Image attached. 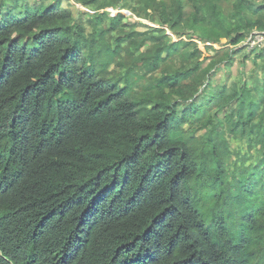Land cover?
<instances>
[{"label": "trees", "instance_id": "1", "mask_svg": "<svg viewBox=\"0 0 264 264\" xmlns=\"http://www.w3.org/2000/svg\"><path fill=\"white\" fill-rule=\"evenodd\" d=\"M69 1L0 0V264H264V0Z\"/></svg>", "mask_w": 264, "mask_h": 264}, {"label": "rangeland", "instance_id": "2", "mask_svg": "<svg viewBox=\"0 0 264 264\" xmlns=\"http://www.w3.org/2000/svg\"><path fill=\"white\" fill-rule=\"evenodd\" d=\"M29 3H34L35 1H39V0H28ZM69 6L72 7L70 8V10L73 12V15L75 18H79V21H82V24L84 23L86 25V20L89 18L88 15H91V11H89L88 9L84 8L83 6L75 3L74 0H70L68 2ZM67 5V1L63 2V6ZM72 5V6H71ZM81 12V13H78ZM90 12V13H88ZM117 14V12H113V15L115 16ZM82 15V16H81ZM81 17V18H80ZM85 21V22H84ZM128 21L131 22V20L127 19L126 23H128ZM135 22V21H134ZM143 24H147L150 25L148 22H142ZM138 31H143V29L141 27L137 28ZM85 31L87 33L90 32L89 28H87L85 26ZM256 33V32H255ZM257 34V33H256ZM253 51V52H250ZM261 53L262 54V58L256 60V62H253V58L258 54ZM247 56L246 60L243 59V56ZM264 42L263 44H260V47L251 49L246 47L244 49V51L242 53H240V55H238L236 57V61L234 63V66L232 67L231 71H230V79H226L224 77H226L227 73L223 72V73H218L216 75V79H221L220 81H225L227 80L228 85L233 82V81H239L241 78L246 79L247 83L252 85V81L249 79L250 75L253 74L254 78H256L257 80L261 81L264 80ZM252 88V86H250ZM253 98L254 100H258L261 101L264 98V87L258 89L257 91H255L253 93ZM264 125V120L261 122V127ZM204 134V131L201 129H198L194 136H201ZM248 138H244V139H237V140H232L230 142V151H232V155L231 158L229 159V161H226V168L229 172H232L233 169V164L234 163H238L240 161L244 162V166H249V165H253L254 160H251L250 158H247L248 156L250 157L247 147H248V143H247ZM252 157L257 155V151L253 150L251 152ZM239 167V166H238Z\"/></svg>", "mask_w": 264, "mask_h": 264}, {"label": "built area", "instance_id": "3", "mask_svg": "<svg viewBox=\"0 0 264 264\" xmlns=\"http://www.w3.org/2000/svg\"><path fill=\"white\" fill-rule=\"evenodd\" d=\"M263 42H264V35L257 33L251 38H249L245 45L248 48L254 49L260 47V44H263Z\"/></svg>", "mask_w": 264, "mask_h": 264}]
</instances>
